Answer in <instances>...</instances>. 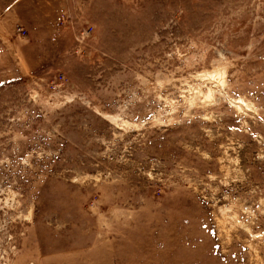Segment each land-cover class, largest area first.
<instances>
[{
  "label": "rangeland",
  "instance_id": "rangeland-1",
  "mask_svg": "<svg viewBox=\"0 0 264 264\" xmlns=\"http://www.w3.org/2000/svg\"><path fill=\"white\" fill-rule=\"evenodd\" d=\"M0 264H264V0H0Z\"/></svg>",
  "mask_w": 264,
  "mask_h": 264
},
{
  "label": "bare ground",
  "instance_id": "bare-ground-1",
  "mask_svg": "<svg viewBox=\"0 0 264 264\" xmlns=\"http://www.w3.org/2000/svg\"><path fill=\"white\" fill-rule=\"evenodd\" d=\"M207 76L217 77L223 83V73H207ZM233 104L239 110H242V106L248 107V104L241 97L236 98Z\"/></svg>",
  "mask_w": 264,
  "mask_h": 264
}]
</instances>
